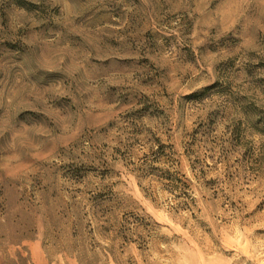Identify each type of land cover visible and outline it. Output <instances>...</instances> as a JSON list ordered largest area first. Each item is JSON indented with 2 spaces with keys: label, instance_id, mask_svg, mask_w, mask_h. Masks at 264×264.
<instances>
[{
  "label": "rangeland",
  "instance_id": "1",
  "mask_svg": "<svg viewBox=\"0 0 264 264\" xmlns=\"http://www.w3.org/2000/svg\"><path fill=\"white\" fill-rule=\"evenodd\" d=\"M0 264H264V0H0Z\"/></svg>",
  "mask_w": 264,
  "mask_h": 264
}]
</instances>
